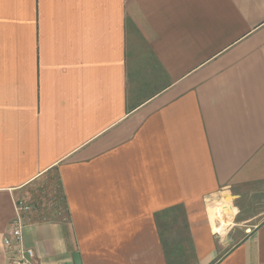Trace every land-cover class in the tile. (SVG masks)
I'll use <instances>...</instances> for the list:
<instances>
[{
  "label": "crops",
  "instance_id": "crops-1",
  "mask_svg": "<svg viewBox=\"0 0 264 264\" xmlns=\"http://www.w3.org/2000/svg\"><path fill=\"white\" fill-rule=\"evenodd\" d=\"M17 199L36 264H264V0H0V264Z\"/></svg>",
  "mask_w": 264,
  "mask_h": 264
},
{
  "label": "built area",
  "instance_id": "built-area-1",
  "mask_svg": "<svg viewBox=\"0 0 264 264\" xmlns=\"http://www.w3.org/2000/svg\"><path fill=\"white\" fill-rule=\"evenodd\" d=\"M15 207L17 214L11 220L8 232L2 240L3 250L9 254L6 264H36V253L25 245L23 237V214L29 212L31 206L23 199H17Z\"/></svg>",
  "mask_w": 264,
  "mask_h": 264
},
{
  "label": "rangeland",
  "instance_id": "rangeland-1",
  "mask_svg": "<svg viewBox=\"0 0 264 264\" xmlns=\"http://www.w3.org/2000/svg\"><path fill=\"white\" fill-rule=\"evenodd\" d=\"M44 192L42 191V194ZM41 194V196H42ZM55 194V193H53ZM52 193H49L46 197L43 198H39L37 199L38 202V208L39 209H44L45 211L47 210H51L53 212V214H55V216H57V213H55L56 210H58V208H60V210H62V204H61V200L59 198H51ZM56 195V194H55ZM43 196H45L43 194ZM262 199V198H260ZM248 201V200H246ZM258 202H259V198H258ZM261 202V200H260ZM33 208V207H32ZM60 215H63V212L60 213ZM180 219V217H179ZM179 225H181V223L179 222ZM178 237H176V240L178 242L177 245H166V251H167V255H170V251L171 248L175 249L174 251H171L174 254V260H172V262H174V264H194V260L196 257V248L195 246L190 243L187 234L185 232V230L182 229H178Z\"/></svg>",
  "mask_w": 264,
  "mask_h": 264
},
{
  "label": "water",
  "instance_id": "water-1",
  "mask_svg": "<svg viewBox=\"0 0 264 264\" xmlns=\"http://www.w3.org/2000/svg\"><path fill=\"white\" fill-rule=\"evenodd\" d=\"M74 262L75 264H81V261L79 259V255L77 253H74Z\"/></svg>",
  "mask_w": 264,
  "mask_h": 264
}]
</instances>
